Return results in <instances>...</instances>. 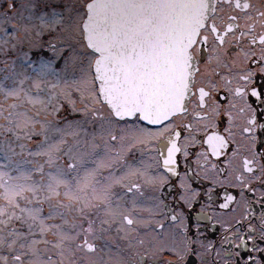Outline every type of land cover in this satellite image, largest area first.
<instances>
[{"label":"snow or ice","instance_id":"1","mask_svg":"<svg viewBox=\"0 0 264 264\" xmlns=\"http://www.w3.org/2000/svg\"><path fill=\"white\" fill-rule=\"evenodd\" d=\"M3 7L5 23L9 13L26 9L25 31L27 26L58 30L60 43L49 46L50 59L34 62L28 52L19 58L34 69L37 92L55 77L53 87H61L83 120L60 127L22 110L23 105L0 104L9 136L17 141L41 136L38 151L28 155L45 157L49 168L45 180L44 165L36 164L41 179L33 181L32 172L10 167L22 153L11 142L0 146V193L20 213L0 208V217L27 224L26 233L0 235V249L8 253L0 255V264H25V256L30 257L27 264H65V259L68 264H105L96 255V241L117 218L130 244L143 245V231L151 237L149 244L178 257L177 264H264V195L254 198L253 187L256 181L264 185V0H90L82 5L64 0L44 11L39 4L3 0ZM11 27L12 33L0 28V52L6 56L14 48L5 51L4 45L18 32L15 24ZM6 79L13 86L0 83V95L18 100L23 89L15 85L23 80ZM73 91L82 109L75 108ZM26 102L45 104L39 96ZM85 124L92 130L85 132L84 149L76 155L72 148L63 149L66 138L79 137ZM3 130L0 125V134ZM133 150L141 159L128 162ZM63 156L69 160L66 166L59 164ZM77 157L79 165L71 162ZM209 170L224 179L233 176L234 182L226 186L210 180L213 187L203 194L192 188L193 176L203 179ZM217 184L239 191L218 201ZM117 185L120 192L113 191ZM87 188L90 198L82 200L79 193ZM54 198L55 205L50 203ZM92 201L102 206L86 213ZM74 212L87 226L70 221ZM165 217L168 228L160 222ZM209 231L218 232L219 239H209ZM49 233L53 241L47 240ZM41 243L57 249L58 260L39 248ZM76 253L83 255L76 259Z\"/></svg>","mask_w":264,"mask_h":264},{"label":"rangeland","instance_id":"2","mask_svg":"<svg viewBox=\"0 0 264 264\" xmlns=\"http://www.w3.org/2000/svg\"><path fill=\"white\" fill-rule=\"evenodd\" d=\"M64 0H18V3L24 4H39L40 11H44L46 6L51 7L58 6L60 3H63ZM78 5L85 4V0H75ZM6 9L3 7V0H0V28H8L9 33H12L13 29L11 25L15 24L17 26L18 32L16 35L9 36V43L4 45L5 51L8 48H14L9 55H4L3 52H0V83H6L8 86H13L12 79H6L7 77L14 76L18 81L23 80V83H17L15 87L22 88L23 91L18 100L15 101H5L4 97L0 99V104L2 103L6 108L10 103H16L18 105H23L22 110H30L33 114H38V118L43 119L47 117L49 121L58 124V126L63 127L66 121H70V118L74 115H81L80 111H73V104L71 101L62 94L61 87H53L54 84L57 83L55 77H50L40 84V90L37 92L34 81L36 80V74L32 67L27 66L26 61L20 59L24 52H28L34 62H39L43 59H50L53 56V52L50 49V45H58L60 41L57 39L58 30L51 31L49 29H44L43 32H40L38 29H33L31 26H27L28 30L25 31L24 28L27 22L23 19L29 13L26 9H18V15L13 16V14L9 13L11 17L7 23H5L4 17L2 13ZM3 35L2 30H0V36ZM0 43H3L0 41ZM23 45L26 47L24 49ZM7 61V63H6ZM15 62V63H13ZM29 96H39L45 101L44 105L37 104L35 106L30 105L26 102L27 97ZM49 98H51L49 100ZM23 99V100H21ZM71 99L75 101V108L82 109L83 105L80 103V98L77 93L72 92ZM24 102H21V101ZM58 109V111L56 110ZM66 115V116H65ZM82 116V115H81ZM64 118L65 122H60L61 119ZM7 124L6 121L0 120V125ZM39 131V129H37ZM86 131H81V133H85ZM51 136V133H49ZM85 134L79 135L77 138L67 137V143L61 145L63 149L72 148L73 155L77 154V144L79 145L81 142L85 141ZM58 139V137H56ZM41 141V136L33 134L31 139H21L16 140L12 139L11 136L7 133V131L2 132V136L0 138V146H3L6 142H11L12 146L16 149L17 153H22V155H16L14 157V163L10 166L15 168L19 166L20 170L23 172H32V180L39 182L41 179V175L39 172L35 171L36 164H43L45 168V180L47 178V172L49 168L47 164H45V157H37V156H29L28 152H36L38 151V145ZM79 142V143H78ZM23 144L24 147L21 148L19 145ZM81 149H84V143L80 146ZM75 161V160H74ZM74 161H71L74 163ZM77 161L80 160L77 157ZM3 162V155L0 154V163ZM66 162H69L67 156H63L59 160L60 166H66ZM91 165H89L90 167ZM13 175H17L16 172L12 173ZM61 193H63L64 189H60ZM79 194L89 195V188L80 192ZM40 197L43 199L46 196V193H39ZM89 197H83L86 199ZM55 198L50 202L55 205ZM21 206H25V202L21 200ZM30 206V205H28ZM45 209H48V203L44 205ZM0 208H6L9 214L13 212L16 215H20L18 209H12L7 206L6 201L3 198L2 193H0ZM0 219L5 220L4 224H0V229H3V232H0V235L6 234L8 231L17 230L22 223L18 222L14 218L12 220H8L7 216L0 217ZM16 221V222H13ZM17 223V224H16ZM50 223V221H49ZM67 227V226H66ZM22 233V232H21Z\"/></svg>","mask_w":264,"mask_h":264},{"label":"flooded vegetation","instance_id":"3","mask_svg":"<svg viewBox=\"0 0 264 264\" xmlns=\"http://www.w3.org/2000/svg\"><path fill=\"white\" fill-rule=\"evenodd\" d=\"M90 0H85V4L88 3ZM66 116V115H65ZM76 120H83V117L81 115H74L70 118V121H76ZM60 122H65V119L62 118ZM84 131L90 132L91 126L89 124H85L84 126ZM85 133H80V135H83ZM85 141L89 139L88 136L85 135ZM84 142H81L78 145V149H81V145ZM139 147V146H138ZM81 151V150H78ZM115 151V150H114ZM193 152L197 151V149H192ZM76 155V154H75ZM128 162H134L138 161L141 159V154L138 150H133L131 153L128 154L127 156ZM181 163V169H183V164L184 161L182 158H178ZM190 161L192 164V167H195V157H190ZM74 163H77L79 165V161L77 159L74 161ZM90 165V164H89ZM119 165H115L113 168V171H115L116 168H118ZM197 171L201 172V177L204 176V172L200 168H196ZM120 171L122 172L123 169L121 168ZM191 171V169H190ZM201 177H196L193 176V181L191 183V187L196 189L197 191H200L202 194L204 191L208 188L213 187V184L210 183V180H222L224 185H229L234 182V177L229 176L227 179H224L222 176H216L215 173H213L211 170H209V174L207 177L201 179ZM216 187V192L219 193V196H215L214 198L217 199L218 201L222 200V197L227 194H236L239 189L238 187H227L226 189L224 187H220L219 184L215 185ZM253 187L255 189V194L254 198H259L262 195H264V185H260L258 181L253 183ZM168 191H171V189H167ZM113 191L115 192H120L121 187L119 185L114 186ZM146 194L149 189H146ZM81 198L83 197H89L91 195V189L89 188V195L85 194H79ZM246 195H252L249 193H246ZM207 199V197H205ZM65 204L67 203H76L75 201H63ZM57 201H55V204ZM168 203L171 206H176L171 197H168ZM102 206L100 201H92V206L86 209V213L88 212H97V209ZM258 207V206H257ZM47 214V209H45ZM179 211V209H177ZM162 211L167 212L168 209H162ZM239 211V209H237ZM81 213L79 212H74L70 214V221H74L75 224H84L86 225V221L76 219V217H79ZM101 216H103V212L100 213ZM219 215V213H217ZM227 218V217H226ZM16 222V221H13ZM161 223L165 224V227L168 228V221L165 218L160 220ZM50 223H53L50 221ZM17 224V223H16ZM107 231L103 233V240L96 241L97 244V257H102L103 260L105 261V264H135V262H140V264H165L166 261H173V264H177L178 257L173 256L169 252L163 250L160 248L157 244H149L148 241L151 239L150 236H146L143 231L140 233V238L145 240V243L143 245L133 242L129 243V238L125 236V231L122 230L121 225L119 223V219L117 218L116 220H112L109 225H106ZM19 232L26 233L27 232V224H23L17 228ZM35 231V229H34ZM136 233H132V236H135ZM208 237L209 239H219V233L213 234L211 231L208 232ZM31 238H38V237H31ZM55 237L51 235V233L47 234V240L48 241H53ZM39 248L41 249H47L48 255H52L53 260H58L57 256L54 255L57 249L52 248L50 243H41L38 245ZM17 249H19V242L17 244ZM101 249H103L101 251ZM7 251L5 249H0V255H7ZM83 255L82 253H76V259H79V257ZM30 259L29 256H25V264H27V261ZM193 258H189L191 261ZM209 262H211L212 257L209 255L207 257ZM65 264H68L67 259H65ZM218 264H223L222 260H218Z\"/></svg>","mask_w":264,"mask_h":264},{"label":"trees","instance_id":"4","mask_svg":"<svg viewBox=\"0 0 264 264\" xmlns=\"http://www.w3.org/2000/svg\"><path fill=\"white\" fill-rule=\"evenodd\" d=\"M23 47H24V49L26 50V47H25L24 45H23ZM0 55H1V54H0ZM12 76H13V75H12ZM1 98H3V95H0V99H1ZM21 100H23V99H21ZM21 100H20V101H21ZM21 102H24V101H21ZM1 104H2V103H1ZM3 131H4V132L6 131V123H5V130H3ZM1 136H2V134H0V138H1ZM11 138L14 139L15 136H11Z\"/></svg>","mask_w":264,"mask_h":264}]
</instances>
